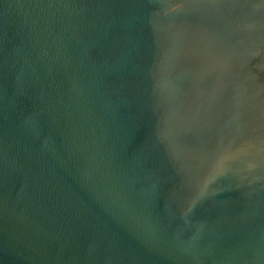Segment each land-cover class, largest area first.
Listing matches in <instances>:
<instances>
[{
	"label": "water",
	"instance_id": "obj_1",
	"mask_svg": "<svg viewBox=\"0 0 264 264\" xmlns=\"http://www.w3.org/2000/svg\"><path fill=\"white\" fill-rule=\"evenodd\" d=\"M0 264H264V0H0Z\"/></svg>",
	"mask_w": 264,
	"mask_h": 264
}]
</instances>
